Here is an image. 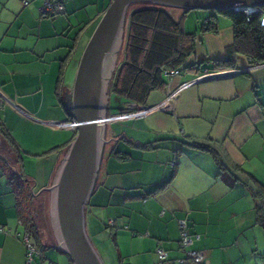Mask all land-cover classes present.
Masks as SVG:
<instances>
[{
  "label": "crops",
  "instance_id": "obj_1",
  "mask_svg": "<svg viewBox=\"0 0 264 264\" xmlns=\"http://www.w3.org/2000/svg\"><path fill=\"white\" fill-rule=\"evenodd\" d=\"M24 1L0 0V90L10 101L0 109V125L15 142L0 130V264H27L10 174L21 171L34 190L53 183L75 131L50 122L70 121L66 95L112 0H61L64 10L55 15L42 13L46 0ZM168 10L186 33L196 34L195 51L175 68L179 75L165 74L164 88L136 99L113 94L135 111L175 97L171 111L108 123L97 186L86 207L87 232L105 264H178L184 257L179 221L185 219L192 247L204 255L201 264H264V223L257 213L262 199L254 195L260 189L264 194V63L252 72L191 83L206 69H221L216 63L226 60L234 26L218 13V31L201 33L211 14L195 13L191 21L190 11ZM248 63L236 56L229 68ZM108 112L113 115L109 105ZM126 123L128 130L112 127ZM191 140L213 144L229 170L211 152L183 144ZM31 240L40 249L32 264H73L52 239ZM158 248L166 250L165 262Z\"/></svg>",
  "mask_w": 264,
  "mask_h": 264
},
{
  "label": "water",
  "instance_id": "obj_2",
  "mask_svg": "<svg viewBox=\"0 0 264 264\" xmlns=\"http://www.w3.org/2000/svg\"><path fill=\"white\" fill-rule=\"evenodd\" d=\"M146 4L184 11L247 10L264 6V0L111 1L82 54L73 88L66 95L70 121L76 123L75 138L57 169L53 183L36 194L50 193L57 246L73 264H105L87 232L86 207L97 186L108 142L107 125L114 116L109 114L108 105L125 40L129 10Z\"/></svg>",
  "mask_w": 264,
  "mask_h": 264
},
{
  "label": "trees",
  "instance_id": "obj_3",
  "mask_svg": "<svg viewBox=\"0 0 264 264\" xmlns=\"http://www.w3.org/2000/svg\"><path fill=\"white\" fill-rule=\"evenodd\" d=\"M261 8L263 9L264 6ZM214 11L216 12L209 13L211 14L209 20L199 27L201 33L218 31V13L230 18L235 31L234 42L227 49L226 60L217 62L216 65L221 69L215 71L229 70V67L236 62V56L245 57L251 63H264V27L261 25L263 11L253 13H247L244 9ZM196 39V34L186 33L182 21H177L166 7L152 4L131 7L126 24L125 42L112 80L111 93L136 99L164 88L167 83L166 71L185 63L195 51ZM63 74L64 68L60 72L59 83ZM62 100L64 102V98ZM0 130L5 137L14 142L1 125ZM183 144L211 152L220 168L229 170L225 159L213 144L198 140L185 141ZM10 177L15 185L17 208L21 223L25 227V234H30L31 238L40 243L43 235L31 212L29 213L37 196L33 185L21 171L13 170ZM42 194L43 192L38 196ZM254 195L262 199L257 205V213L258 220L264 223L263 191L260 189ZM51 239L52 243L57 245L54 233ZM34 244L38 246L37 243Z\"/></svg>",
  "mask_w": 264,
  "mask_h": 264
},
{
  "label": "built area",
  "instance_id": "obj_4",
  "mask_svg": "<svg viewBox=\"0 0 264 264\" xmlns=\"http://www.w3.org/2000/svg\"><path fill=\"white\" fill-rule=\"evenodd\" d=\"M25 4H28V1H24ZM64 10V4L61 0H46L43 7H42V13L45 15H55L57 13H61ZM263 11L262 19H261V25L264 27V8L261 7L257 8H250L245 10L247 13H253L254 11ZM262 65L259 63H248L247 65H244L242 67H237L229 70L224 71H204L201 74H198L192 81H200L203 79H207L219 74L223 73H238V72H252L255 69L260 68ZM168 75L170 76H176L179 75L182 71L180 69H172L166 71ZM175 97V93H171L164 102H162L159 105H156L154 107L141 108L140 110L135 111L134 108H129L130 111L124 112L121 114H116L112 117V121H118V120H127L130 118H135L138 116H143L150 111H171L173 109V99ZM10 104V101L7 99V97L1 92L0 90V109L3 108L6 104ZM20 112L23 114H26L23 110L16 107ZM50 125L57 127V128H72L75 129L76 123L71 121H53L50 122ZM75 131V130H74ZM111 226H115L114 221H110ZM180 226V247L182 251L184 252V257L179 258L177 263L178 264H186L188 262H192L195 264H201L204 258V255L201 251L196 250L192 247L194 243V235L190 230V227L185 219H180L179 221ZM24 242L27 247V264H32V261L35 257V255L39 254L38 247L32 242L30 234H26L24 238ZM157 254L160 259V261L165 262L167 260V252L163 248L157 249Z\"/></svg>",
  "mask_w": 264,
  "mask_h": 264
},
{
  "label": "rangeland",
  "instance_id": "obj_5",
  "mask_svg": "<svg viewBox=\"0 0 264 264\" xmlns=\"http://www.w3.org/2000/svg\"><path fill=\"white\" fill-rule=\"evenodd\" d=\"M173 11L178 10V8H169ZM203 12L209 14L210 12H216L214 10H192L188 13V17H186V20L196 21L195 13L203 15ZM190 14V16H189ZM190 17V18H189ZM90 40V39H89ZM89 42V41H88ZM126 101L122 98H118L115 95H111L109 98V110L111 114H120L124 112L130 111L128 107H126ZM116 124L114 129L119 128V130H122L121 127H125V130H128L129 124ZM111 127V125H110ZM112 129V128H111ZM109 132V128L108 131ZM108 137V133H107ZM44 187L40 188V185L36 186V189L34 190L35 194H38V192L43 189ZM49 192H43L41 196H36L34 200V205L32 208L29 209V213L31 216L35 219V222L37 223L42 235L44 236V239H51L53 235V225H52V216H51V198H50Z\"/></svg>",
  "mask_w": 264,
  "mask_h": 264
}]
</instances>
